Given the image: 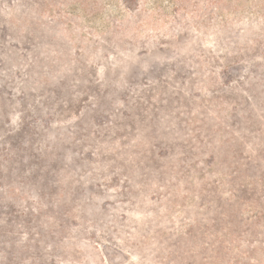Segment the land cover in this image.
Masks as SVG:
<instances>
[{
    "label": "rangeland",
    "instance_id": "1",
    "mask_svg": "<svg viewBox=\"0 0 264 264\" xmlns=\"http://www.w3.org/2000/svg\"><path fill=\"white\" fill-rule=\"evenodd\" d=\"M0 264H264V0H0Z\"/></svg>",
    "mask_w": 264,
    "mask_h": 264
},
{
    "label": "trees",
    "instance_id": "2",
    "mask_svg": "<svg viewBox=\"0 0 264 264\" xmlns=\"http://www.w3.org/2000/svg\"><path fill=\"white\" fill-rule=\"evenodd\" d=\"M215 187H212V186H208V187H206V188H203L204 190H208V193H211V192H214V189ZM230 191H231V194H234V193H237V194H234V196H236V197H239L240 195L238 194L239 193V190H231L230 189ZM258 219H260L259 217H258ZM241 221L243 220V217H241V219H240ZM220 240H222V238H219ZM225 241H227V240H222V242H225ZM226 243V242H225ZM227 245L229 244V242L228 243H226ZM228 255L229 256H234L233 255V251L231 250V248L229 247V251H228ZM233 258V260L234 261H238V262H240V258L238 257V258H234V257H232Z\"/></svg>",
    "mask_w": 264,
    "mask_h": 264
}]
</instances>
